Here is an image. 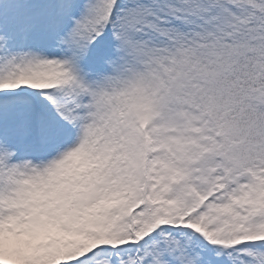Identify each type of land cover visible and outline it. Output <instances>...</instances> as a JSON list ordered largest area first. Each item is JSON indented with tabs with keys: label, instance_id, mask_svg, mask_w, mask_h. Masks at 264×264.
Wrapping results in <instances>:
<instances>
[{
	"label": "snow or ice",
	"instance_id": "snow-or-ice-1",
	"mask_svg": "<svg viewBox=\"0 0 264 264\" xmlns=\"http://www.w3.org/2000/svg\"><path fill=\"white\" fill-rule=\"evenodd\" d=\"M0 264H264V0H0Z\"/></svg>",
	"mask_w": 264,
	"mask_h": 264
}]
</instances>
